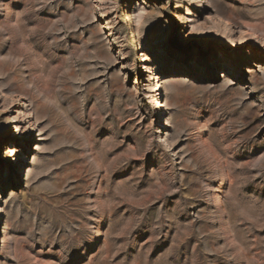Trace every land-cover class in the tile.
I'll return each instance as SVG.
<instances>
[{
  "label": "rangeland",
  "instance_id": "1",
  "mask_svg": "<svg viewBox=\"0 0 264 264\" xmlns=\"http://www.w3.org/2000/svg\"><path fill=\"white\" fill-rule=\"evenodd\" d=\"M0 264H264V0H0Z\"/></svg>",
  "mask_w": 264,
  "mask_h": 264
},
{
  "label": "bare ground",
  "instance_id": "2",
  "mask_svg": "<svg viewBox=\"0 0 264 264\" xmlns=\"http://www.w3.org/2000/svg\"><path fill=\"white\" fill-rule=\"evenodd\" d=\"M141 4L144 5V3H141ZM6 133H7V128L5 127L4 130H3V135H6Z\"/></svg>",
  "mask_w": 264,
  "mask_h": 264
}]
</instances>
